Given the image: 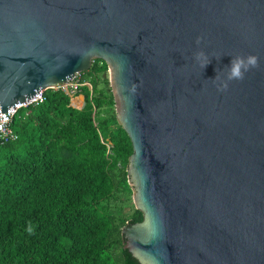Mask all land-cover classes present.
<instances>
[{
	"label": "water",
	"instance_id": "obj_1",
	"mask_svg": "<svg viewBox=\"0 0 264 264\" xmlns=\"http://www.w3.org/2000/svg\"><path fill=\"white\" fill-rule=\"evenodd\" d=\"M96 59L133 144V257L264 264V0H0V113Z\"/></svg>",
	"mask_w": 264,
	"mask_h": 264
},
{
	"label": "trees",
	"instance_id": "obj_2",
	"mask_svg": "<svg viewBox=\"0 0 264 264\" xmlns=\"http://www.w3.org/2000/svg\"><path fill=\"white\" fill-rule=\"evenodd\" d=\"M107 63L82 81L85 106L62 88L22 108L18 135L0 145V264H140L125 247L127 223L143 220L127 166L132 141L117 119Z\"/></svg>",
	"mask_w": 264,
	"mask_h": 264
},
{
	"label": "built area",
	"instance_id": "obj_3",
	"mask_svg": "<svg viewBox=\"0 0 264 264\" xmlns=\"http://www.w3.org/2000/svg\"><path fill=\"white\" fill-rule=\"evenodd\" d=\"M81 78H82V73H78L72 80L66 82L65 84L59 87H55V89L62 88L64 91H66L71 95V91H73V89L76 88L79 90L80 87L82 86H88L92 93L93 92L92 83L90 81H82ZM46 90L47 89H42L41 94L34 97L33 99L29 101H23L19 103L14 109L0 113V145L4 144L9 140L16 139L18 137L12 125L15 116L24 107L38 105L42 103L45 100Z\"/></svg>",
	"mask_w": 264,
	"mask_h": 264
},
{
	"label": "clouds",
	"instance_id": "obj_4",
	"mask_svg": "<svg viewBox=\"0 0 264 264\" xmlns=\"http://www.w3.org/2000/svg\"><path fill=\"white\" fill-rule=\"evenodd\" d=\"M201 41L200 37H197V43ZM202 53H197L196 58L199 59ZM207 65H203L206 67ZM258 66V58L254 55H249L247 57L237 56L230 60L227 65V80H242L244 78V73L250 68ZM223 88H227V83L223 85Z\"/></svg>",
	"mask_w": 264,
	"mask_h": 264
},
{
	"label": "rangeland",
	"instance_id": "obj_5",
	"mask_svg": "<svg viewBox=\"0 0 264 264\" xmlns=\"http://www.w3.org/2000/svg\"><path fill=\"white\" fill-rule=\"evenodd\" d=\"M107 75H108V78H109V70L107 71V73H106ZM110 81V80H109ZM111 85V84H110ZM78 89H73V91H71V96L72 97H74V98H77L78 96H82L83 97V95L86 97V95H87V92H85V90H82L81 91V93L80 94H78V95H76V91H77ZM74 100V99H73ZM84 102H85V100L83 99V103H82V105L84 104ZM81 105V106H82Z\"/></svg>",
	"mask_w": 264,
	"mask_h": 264
},
{
	"label": "bare ground",
	"instance_id": "obj_6",
	"mask_svg": "<svg viewBox=\"0 0 264 264\" xmlns=\"http://www.w3.org/2000/svg\"><path fill=\"white\" fill-rule=\"evenodd\" d=\"M73 103L77 106H81L83 103V97L82 96H78L77 98H74Z\"/></svg>",
	"mask_w": 264,
	"mask_h": 264
},
{
	"label": "crops",
	"instance_id": "obj_7",
	"mask_svg": "<svg viewBox=\"0 0 264 264\" xmlns=\"http://www.w3.org/2000/svg\"><path fill=\"white\" fill-rule=\"evenodd\" d=\"M83 99L85 100V96L83 95Z\"/></svg>",
	"mask_w": 264,
	"mask_h": 264
}]
</instances>
